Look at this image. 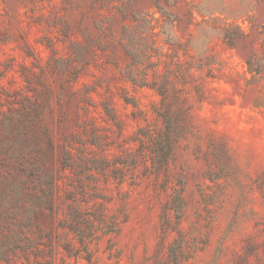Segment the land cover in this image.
I'll list each match as a JSON object with an SVG mask.
<instances>
[{"label":"rangeland","instance_id":"374dc122","mask_svg":"<svg viewBox=\"0 0 264 264\" xmlns=\"http://www.w3.org/2000/svg\"><path fill=\"white\" fill-rule=\"evenodd\" d=\"M0 264H264V0H0Z\"/></svg>","mask_w":264,"mask_h":264}]
</instances>
